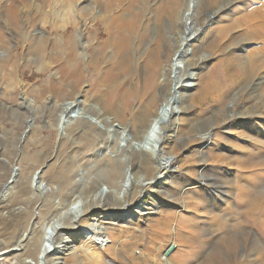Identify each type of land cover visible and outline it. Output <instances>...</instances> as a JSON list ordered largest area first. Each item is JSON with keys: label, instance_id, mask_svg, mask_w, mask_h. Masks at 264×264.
<instances>
[{"label": "rangeland", "instance_id": "374dc122", "mask_svg": "<svg viewBox=\"0 0 264 264\" xmlns=\"http://www.w3.org/2000/svg\"><path fill=\"white\" fill-rule=\"evenodd\" d=\"M56 1L0 0V250L4 253L0 264H21L12 247L28 231L34 217L39 227L43 226L55 215L52 207L61 198L74 192L86 195L102 182H114L126 166L118 155L107 161L99 158L103 166L93 161L106 139L98 133H86V122L73 120L66 135L57 131L64 102L74 97L83 100L86 95L91 101H102L121 88L120 111L127 136H138L140 127L134 112L151 100V115L155 114L171 87L168 78V85L156 95H145L142 74L130 72L128 77L112 78L93 89L101 71L111 63V51H116L110 33L124 31L112 18L133 14V41L139 43L141 37L146 48L155 38H162L164 66H171L180 33H186L179 17L187 0H59L72 10L67 24L59 28L42 20ZM263 5L264 0H198L195 25L188 34L194 43L183 71L184 80L191 73L197 77L189 86L193 97L187 93L183 98L178 137L167 146V156L172 159L164 172L167 178L154 180L157 186L152 187L149 181L154 166L146 157L130 152L126 159L135 174L134 183L140 184L143 176L149 185L144 195L131 190L128 208L138 203L144 211L127 225L118 214L125 206L118 204L113 194L106 196V208L117 211L105 208L107 219L100 221L106 229L101 232L106 239L101 264H264V147L247 139L258 136L257 127L252 129V125L264 122V46L260 45L262 29L245 20ZM221 26L224 31L218 33ZM91 43L100 46L94 49ZM140 50L143 47H133L134 62ZM248 50L254 54L249 56ZM71 55L78 61L83 55L81 82L63 77L62 67ZM255 66L260 71L251 79ZM210 81L214 84L208 91ZM90 103L92 111L95 106ZM209 132L213 138H203ZM207 143V154L201 156L199 152ZM13 169H18V175L3 198ZM42 171L51 189L42 194L46 202L39 207L33 195L37 185L32 186L31 178ZM82 220L86 223L87 217ZM35 239L24 245L21 253L33 252ZM71 240L74 247L77 240ZM171 244L176 248L166 257ZM85 259L82 264H91L88 257Z\"/></svg>", "mask_w": 264, "mask_h": 264}, {"label": "bare ground", "instance_id": "6f19581e", "mask_svg": "<svg viewBox=\"0 0 264 264\" xmlns=\"http://www.w3.org/2000/svg\"><path fill=\"white\" fill-rule=\"evenodd\" d=\"M126 6H128V4ZM197 6L198 0H187L185 7L180 13L179 19L184 23L186 32L188 31L189 27L193 29L195 25L194 18L197 12ZM71 13L72 10L69 6L64 7L61 5V2L57 0L51 7L50 11H48L45 16L43 15L44 17L42 16V20H44V24L51 22L55 28H59L67 24L68 16L71 15ZM132 15L133 14L130 16L117 15L112 18L113 22L123 25L122 30L124 31L113 33L115 35L110 33V40L112 42L113 48H115L116 51H114V49L111 51L113 53V58L110 59L111 63L105 68L104 71H101L102 77L99 80V83L93 86V89H97L100 83L111 82L112 78L118 77L119 79H122L124 77H128L131 74L138 75L137 73L139 72L142 74L143 90L146 92L145 95H156L159 89H163L168 85V78L171 80V87L169 88L166 97L162 100V103L155 114L151 115V106L152 103H154L151 100H146L144 104L142 103L141 107L136 110V112H134L135 123L136 125L139 124L140 127L138 136H134L132 134H130V137L127 136V124L122 120V113L120 111L122 97L124 95V90L122 89V91L121 88L112 92L108 98H106L105 95L102 101H91L89 98H86V95L84 97L82 96L83 100L75 99L74 97V99L64 102L60 116L58 118L56 128L57 131L60 132V134L66 135V133L69 131V123L73 120L76 122H80V120L86 122V124L89 125L86 133H98L101 138H103V140L104 138L106 139V143L104 141L101 142L103 148H101V152L97 157H93V161H95V163L98 165L100 164L99 158L103 159V161H107V159H115V155H118L120 162L121 160L125 159L126 166L125 168L123 167L120 169L119 177L114 179V182L111 180L112 178H110L111 182L108 181L109 184H106L107 181L105 183L102 182L101 184L97 185V187H95L91 193L88 192L86 195L79 196L76 192H70L71 195L68 194V197L61 198L58 203H53L54 206L52 208L56 209V213L43 226L39 227L36 221L37 217H34L28 231L24 233L17 244L12 247L13 251H17L16 254H19V260L21 264H82L85 263V256L88 257L91 264H101V250H103L106 246V239L105 235L103 234L106 229L100 224V221L102 219H107L105 216V214H107V210H105L107 204L104 203L106 196H108V194H113L118 204L125 206V209L118 214L121 215V218L127 220L128 222H126V224L129 225L138 219V214L140 212L144 211V206L140 208L138 203L134 204V207L128 208L131 207L128 202V197L131 193V190L132 193L133 191H138L141 193V195H144L147 193L144 188L149 185V182L152 187H155L157 184L154 183V180L157 182L160 178H167V176L164 175V172L167 171L169 168V162L172 160L170 159L171 156H167V146L169 145V141L172 138L178 137L181 126L180 121L185 109V102L183 98L185 94H190L188 92L189 86L195 84L197 77L196 73H191L188 79L184 80L183 78V71L185 69L184 63L189 58L190 54H188V52L189 49L191 50L192 44L194 43H191L192 34L188 36L192 30L189 33H180V36L182 37L178 47L179 49L176 52L174 59L171 61V66H164V60L162 57V44L164 43V40L159 37L155 38L153 43H151L152 46L149 44L150 47L147 48L144 46L145 41L141 39V37L138 38L139 43H134L135 40L132 38V30L134 31V29H132V27L134 26L135 22L132 19ZM245 20L252 22L253 24L251 25L255 24L262 29V33L259 34L263 36L260 45L264 46V5L260 9H256V11H253L250 15L245 17ZM108 22L109 21H107V24ZM217 26H219V24H217ZM223 31L224 27L221 26L218 28V33ZM70 43L71 48L74 50L76 48V44L73 38L71 39ZM98 44L99 43H93L91 47L95 49L96 47L100 46ZM106 46L107 44L103 45L102 49H105ZM134 46L138 48L143 47V50H140V55L135 62L132 55ZM249 50L248 55H253L254 53L249 52ZM82 56L79 55V61L72 55L68 57L65 67H62V70L64 69L65 71L63 75L64 79L69 82L72 80H76L78 82L83 81L84 73L81 67ZM91 59H93V57ZM261 68L262 66L259 69ZM176 70H178V73H175ZM257 71H260L258 70V67L254 68L253 74H251V79H254L257 76L259 73ZM212 81H210V83L208 82V87L206 86L207 90L209 87L213 86L214 83H212ZM127 85H129V83ZM123 86H125V84H123ZM210 90L211 89L208 91ZM191 96L193 97V95ZM236 96L237 95L234 97L236 98ZM201 97L202 96L200 95V98ZM90 102L95 106L92 111L88 106V103ZM102 104H105L107 107L104 108V105L102 106ZM110 104L114 105L112 106ZM126 107L128 108V106ZM112 114H115L116 116L113 117ZM116 122L118 125L115 124ZM252 126V129L254 126L257 127L258 136H256L257 138L251 136L252 138L248 137L247 139H249L251 142H260L264 147V122L262 121V123H255V125L253 124ZM250 132H252L253 135L256 134L254 130H251ZM213 135L214 134L212 132H209L204 134L203 138L212 139ZM260 138L261 140H259ZM207 150L208 143L207 145L202 146V149L199 153L201 156H205L207 154ZM130 152H132L134 155H139L140 157H146L152 164L151 166H154L155 171L152 178L153 181L151 180L148 182L145 177L141 176V178L139 177L140 184L134 183L133 180L136 177H134L135 174L133 175L131 170L132 166L128 162L129 160L127 161L126 159L131 155ZM105 158L106 160H104ZM139 164L144 165L145 162L140 161ZM118 166L121 167V165ZM87 169L83 171H87ZM17 175L18 169H13V174L10 178V180L12 179V182H8L4 186L3 193L1 195L3 198L6 197L11 184L14 183ZM31 179L32 186H34L35 183L37 185L35 187L37 189L36 191H33V195L38 199L40 204L39 207H41L44 201L46 202L45 196L42 194L45 191H48V189L50 191V185L44 182L43 171L42 173L35 172ZM112 207H115V205ZM106 209L112 210L113 208ZM113 211L116 212L117 210L113 209ZM39 215L40 213H38V216ZM83 217H87V222L82 224ZM116 220L117 219H114V221ZM84 221H86L85 218ZM34 237L36 238L35 240L37 242L36 249L29 254L26 251L21 253L24 245H26ZM72 237H75L77 240V245L75 244L74 247L70 246ZM2 251L3 250H0V256L4 254Z\"/></svg>", "mask_w": 264, "mask_h": 264}, {"label": "water", "instance_id": "95a60500", "mask_svg": "<svg viewBox=\"0 0 264 264\" xmlns=\"http://www.w3.org/2000/svg\"><path fill=\"white\" fill-rule=\"evenodd\" d=\"M191 31V27H189L188 28V31L186 32V33H189ZM175 73H178V70H176L175 71ZM30 128H31V125H29L28 127H27V131H26V133L30 130ZM160 180V179H159ZM158 182H160V181H158ZM155 183V182H154ZM175 248H176V246L175 245H173V244H171L168 248H167V250L165 251V256L166 257H169L170 256V254L175 250Z\"/></svg>", "mask_w": 264, "mask_h": 264}]
</instances>
